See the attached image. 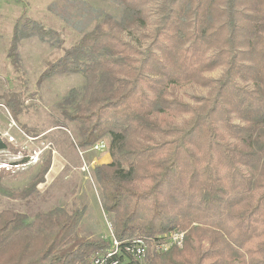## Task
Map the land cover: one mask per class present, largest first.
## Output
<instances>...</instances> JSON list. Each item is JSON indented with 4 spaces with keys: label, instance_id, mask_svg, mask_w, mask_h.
I'll return each instance as SVG.
<instances>
[{
    "label": "trees",
    "instance_id": "trees-1",
    "mask_svg": "<svg viewBox=\"0 0 264 264\" xmlns=\"http://www.w3.org/2000/svg\"><path fill=\"white\" fill-rule=\"evenodd\" d=\"M113 2L119 14L100 12L44 73L84 79L55 126L72 124L83 149L108 139L112 160L94 174L115 237L187 230L181 247L151 251L149 264H264V0ZM31 35L64 45L58 29L24 20L13 49ZM220 66L196 104L170 96ZM8 147L0 137V150ZM5 195L13 194L0 180ZM84 210L2 209L0 264H90L106 254L109 241L80 234Z\"/></svg>",
    "mask_w": 264,
    "mask_h": 264
},
{
    "label": "rangeland",
    "instance_id": "rangeland-1",
    "mask_svg": "<svg viewBox=\"0 0 264 264\" xmlns=\"http://www.w3.org/2000/svg\"><path fill=\"white\" fill-rule=\"evenodd\" d=\"M102 11L119 14L113 0H0V137L9 143L0 150V172H9L0 180L13 194L0 197V211L12 207L33 215L56 207L83 206L80 234L112 244L116 238L113 220L104 209L94 174L98 165L112 160L109 149H83L72 124L68 129L55 126L64 120L61 101L84 79L73 73L51 77L44 73L66 47L95 26ZM24 20L58 29L64 45L56 42L57 35H49L48 41L31 35L14 50V26ZM126 38L141 48L149 44V39L143 44L131 34ZM223 71V66L216 67L206 71L200 83L172 86L170 96L194 105L195 98L209 95Z\"/></svg>",
    "mask_w": 264,
    "mask_h": 264
},
{
    "label": "built area",
    "instance_id": "built-area-1",
    "mask_svg": "<svg viewBox=\"0 0 264 264\" xmlns=\"http://www.w3.org/2000/svg\"><path fill=\"white\" fill-rule=\"evenodd\" d=\"M94 149L100 150L107 147L105 141H99ZM185 231H174L168 236L157 240L135 238L120 242L114 238L106 254H101L92 259L90 264H149L148 255L152 249L163 252L172 247H181L185 241Z\"/></svg>",
    "mask_w": 264,
    "mask_h": 264
}]
</instances>
